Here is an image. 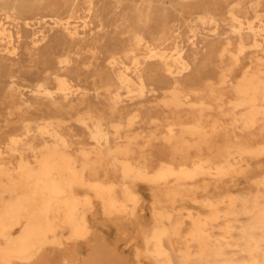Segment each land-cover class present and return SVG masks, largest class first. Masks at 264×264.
I'll list each match as a JSON object with an SVG mask.
<instances>
[{"label":"bare ground","instance_id":"6f19581e","mask_svg":"<svg viewBox=\"0 0 264 264\" xmlns=\"http://www.w3.org/2000/svg\"><path fill=\"white\" fill-rule=\"evenodd\" d=\"M262 158L264 0H0V264L87 240L95 203L134 218L141 184L137 257L264 264V170L204 213L168 209Z\"/></svg>","mask_w":264,"mask_h":264},{"label":"rangeland","instance_id":"374dc122","mask_svg":"<svg viewBox=\"0 0 264 264\" xmlns=\"http://www.w3.org/2000/svg\"><path fill=\"white\" fill-rule=\"evenodd\" d=\"M239 72L236 74L238 75ZM149 130V129H148ZM75 133L80 138L84 133L80 129H76ZM238 138L249 141L251 138L248 134L236 131ZM78 137V138H79ZM74 138V139H78ZM250 170L248 175H230L221 180L214 177H206L199 179L195 183L187 186L192 189L190 198L182 203L176 204L174 207L168 206L169 210L174 212L181 208L193 212L204 213L206 210L202 208L198 201L205 197L217 198L228 195H242L254 191L251 184L252 179L258 177L264 170V158L249 161ZM106 179L118 180V175L109 173ZM206 183L207 188L203 191L201 188L193 190V186L201 187ZM139 192L142 194L143 202H141L135 212L134 218H118L110 219L103 215L100 205L96 204L94 214L90 216V224L92 232L85 241H80L74 245L70 241H65L62 247H50L47 249L46 260H39L36 264H63L64 260L72 264H151L144 257H137L136 252L142 249L143 235L142 231H146L153 223V197L152 188L149 185H139ZM189 221L186 220L183 232L187 230ZM64 231L62 238L67 237Z\"/></svg>","mask_w":264,"mask_h":264}]
</instances>
